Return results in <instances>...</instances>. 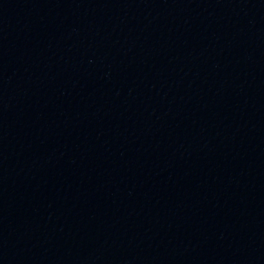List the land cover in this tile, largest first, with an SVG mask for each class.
<instances>
[{
    "label": "water",
    "instance_id": "obj_1",
    "mask_svg": "<svg viewBox=\"0 0 264 264\" xmlns=\"http://www.w3.org/2000/svg\"><path fill=\"white\" fill-rule=\"evenodd\" d=\"M0 264H264V0H0Z\"/></svg>",
    "mask_w": 264,
    "mask_h": 264
}]
</instances>
